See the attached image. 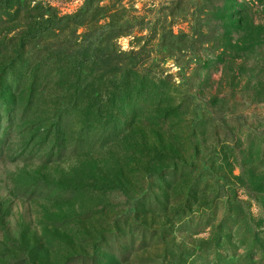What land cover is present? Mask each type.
<instances>
[{
    "label": "rangeland",
    "instance_id": "374dc122",
    "mask_svg": "<svg viewBox=\"0 0 264 264\" xmlns=\"http://www.w3.org/2000/svg\"><path fill=\"white\" fill-rule=\"evenodd\" d=\"M0 264H264V0H0Z\"/></svg>",
    "mask_w": 264,
    "mask_h": 264
}]
</instances>
